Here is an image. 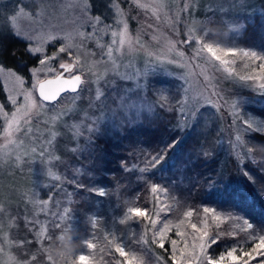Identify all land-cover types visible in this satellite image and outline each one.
Masks as SVG:
<instances>
[{"label":"rangeland","instance_id":"obj_1","mask_svg":"<svg viewBox=\"0 0 264 264\" xmlns=\"http://www.w3.org/2000/svg\"><path fill=\"white\" fill-rule=\"evenodd\" d=\"M262 1L264 0H245L243 8L229 9L226 13H221L215 10L216 0H198L196 7L191 10V14H182V19L186 24L180 26V34L176 35L175 31L167 23V18L172 17L177 12L178 8L183 6L184 0H158L163 4V7L158 11L157 15L160 19L152 14L151 9H142L136 7L131 3V0H118L121 7L125 10L129 23V29L133 37L138 33L141 35V41L146 45L149 51L155 55L161 56L164 59L163 67L156 65V70L147 76L141 77L140 83L144 85L143 89H135L136 80H121L113 73L109 72L105 79L114 80V85H105L101 81V88L105 92L107 107H102L101 102L95 100V84L86 86L83 91L78 90L79 98L73 101L76 93L66 92L61 95L54 103H47V110L42 112L39 116L33 118L32 128L33 132L25 134V132L18 133L16 136L17 143L8 145L7 148L0 147V264H12L9 257H15L16 261L23 264L25 260L31 261L32 255H36V261H31V264H54L49 249L57 244V237L60 233L71 231V239L76 244L75 251L70 256L58 255L55 264H79L78 256L85 255L89 257V264H122L123 258L115 251L116 244L125 247L126 250H131L140 255L144 264H172L171 261V243L170 240L165 241V249H160L157 245L149 244L143 245L138 243L140 235L143 234L145 226L151 228L150 221L142 217H135L128 213V206L122 213H117L118 216L113 220H105L103 223L98 222V215L90 214L86 220L85 225L77 223L74 217L70 219L71 208L69 206L70 189L69 183L73 182V177L67 176L68 167L79 169L78 162L70 159V154L78 151L84 144V139L94 131L98 126L104 125L105 122L110 121L111 110L115 113L131 111L127 105L136 103L140 104L147 102L153 105L157 98H152L153 95H160L162 87L156 85L154 77H167L169 79H176L177 88H179V95H181L177 105L176 124L183 120L182 128H191L198 120V116L202 109H207L208 116L216 115V128L218 132L217 143L218 150L223 153L225 160L229 157H234L240 163H244L247 156H250L245 147L240 149V157L235 154L232 145L235 142L237 128L243 136L251 131H244L245 127L240 121L233 124V116L225 102L229 105L233 102L237 105L239 113L242 117L253 118L256 121L264 120V117L258 115L250 107L256 104L264 105V94L258 87H246L239 81L238 76L247 74L249 69H244L240 58V50L256 51L260 55H264L262 47L257 44L244 43L240 40L242 34L246 14L252 11H261ZM92 8L91 15H99L103 20V25H111L113 30H119L121 25L116 23L114 10L112 9V0H90ZM142 3H152L153 0H141ZM213 7V11H209V6ZM23 8L29 16H17L15 24L16 27L23 33L33 37L41 34L51 33L57 35L56 41H51L44 44V53H32L28 49L36 46L37 40H28L24 36H16L15 29L11 27V18ZM41 9L43 11L41 12ZM79 9L74 5V0H0V56H3L5 49L18 38L25 44L26 57L37 58L34 64H27L26 61L21 62L20 65L24 67L26 73L20 72L12 67H8L0 62V67L5 69L4 73H0V84L3 90V97L0 98V104H3L5 111L11 113L14 111V106L8 100L9 89L13 86L12 82L6 79L7 73L13 72L24 80V88L31 90L32 84L35 83V78L32 75L33 68H41L39 61L46 55H53L58 52L59 47L66 44L68 41L62 39L66 35L75 37L72 40L74 45L81 44V39L76 36V31L79 28L81 31L91 32L92 29L88 26L80 27ZM193 18L200 23H192ZM235 20L243 27L239 31H232L230 28L231 22ZM101 25L100 27H103ZM151 25V27H149ZM141 26L143 29L141 30ZM192 27L194 34L203 43L219 45L220 48L234 47L237 55H228L225 59L235 61V64L229 65L236 69V76L229 78L224 71L223 66L219 62L214 61L209 53H203V58H193L196 48L199 47L191 41L184 42L187 37V29ZM102 36L100 43L109 44L111 41L110 34ZM152 35L158 37L157 40L152 39ZM171 40L177 43V51H183L185 56L189 59L190 66L188 68H180L177 64H168L167 59H177L175 52L167 51V41ZM84 47L80 50L82 64L86 61L91 63L93 60L101 58L102 50L97 46L95 39L86 40L83 42ZM114 53L117 56V63L121 64V71H134L135 69H143L145 64L150 60L155 61V56L148 57L146 52L138 51L135 54ZM261 49V50H260ZM73 55L69 56L66 53H60L56 60L50 62L49 66L59 72L58 65L60 62H70L73 60L77 49L74 47L70 50ZM96 55L92 56L91 53ZM222 54V53H219ZM106 60L107 57H104ZM207 64L209 75L214 77L210 84L204 80L200 75V68L196 65ZM251 68H256L261 61H247ZM131 63L134 67L132 69L126 66ZM25 65V66H24ZM216 65L219 70L212 68ZM167 69V71H165ZM77 74H82V78L91 79V74L88 73L87 68H80L74 70ZM103 71V67H101ZM171 73L169 75L168 73ZM189 73H191L189 75ZM67 74V73H66ZM40 79L55 75V72L48 73L47 76L41 72ZM68 75V74H67ZM185 76L186 79H181ZM151 86L153 88H151ZM213 87L219 93V96H212L211 99L216 102L215 106L207 104L200 100L199 104L195 103L194 97L200 91H204L205 95H210ZM89 88L92 89L89 92ZM134 89L129 92L125 98V107L120 108V96L124 95V89ZM184 89H187L185 93ZM242 89H247L252 95L242 92ZM38 97L37 92L33 93ZM161 94L173 95L166 91ZM152 95V96H151ZM222 97V99H221ZM154 99V100H153ZM187 99L188 103L185 106L186 116H182L179 109L181 103ZM23 103V97H18V104ZM195 111V115L192 112ZM65 113L60 116L58 120L53 122L51 117L58 113ZM47 121V122H46ZM4 120L0 117V134L3 132ZM79 127L82 135H76V127ZM210 125H207V128ZM39 128L40 131L36 129ZM88 129H92L89 131ZM51 132H56L57 135L53 140L51 146H47V151L41 154L40 144L51 138ZM42 133V135H41ZM36 137H41L37 140ZM23 141V145L20 144ZM245 141V140H244ZM5 144L2 135H0V146ZM36 147V151L32 152L31 148ZM20 159H17V157ZM58 156L59 159H53ZM72 164V165H71ZM71 165V166H70ZM54 172L60 176V180H55L48 175L49 171ZM158 191L152 195V210L148 211L152 219L157 218L159 209V219L157 227L162 226L165 220L172 221L173 225L185 220L183 230L189 234V241L191 242V228L188 223H196L198 227L203 228L204 222H207L208 230L213 237H218L220 234H226V225H230V231H244L247 233L246 239L253 240V230L247 229L244 221H248L245 216L237 210H229L222 207H207L215 210V215L220 217L219 221L213 220L212 214H205L202 212L199 218L192 216L186 218L184 212L191 211L190 209L180 210L168 215L170 208L169 203L165 201L166 189L162 186L158 187ZM34 199H47L49 205L47 211L41 212L40 206L33 203ZM69 211L63 221H57L60 225H55L54 221L64 214V209ZM177 208V207H176ZM56 213V216L53 215ZM131 217V218H129ZM197 218V219H196ZM199 219V220H198ZM34 220L40 223H33ZM124 220L125 223H121ZM248 223H250L248 221ZM41 224H43L45 233L42 240L36 238V232L40 231ZM136 224V225H135ZM141 226V228H140ZM70 228V230H69ZM55 229L58 232H55ZM141 229V230H140ZM255 229V228H253ZM140 231V232H139ZM217 234H219L217 236ZM255 235H264V232L255 231ZM152 236V231L148 232V238ZM170 239H177L175 235V228L168 233ZM91 243L94 247L89 248ZM180 246H183L181 242ZM163 259L158 261L157 258Z\"/></svg>","mask_w":264,"mask_h":264},{"label":"trees","instance_id":"obj_2","mask_svg":"<svg viewBox=\"0 0 264 264\" xmlns=\"http://www.w3.org/2000/svg\"><path fill=\"white\" fill-rule=\"evenodd\" d=\"M262 7L261 11L246 14L240 40L260 45L264 52V1ZM25 51V44L15 38L0 56V62L26 73L20 63L34 64L37 58L26 57ZM154 80L162 87L160 95H151L157 98L153 103L154 111H142L139 119L135 118L133 109L116 112V127L112 119L98 126L84 139L81 149L70 154V159L79 165V169H67V176L73 177V182L69 183L70 219L74 217L77 223L85 225L90 214L95 213L97 221L103 223L116 219L117 213L130 205L150 211L151 188L156 185L166 189L168 215L190 209L193 216L199 218L205 207L217 206L239 211L255 231L264 232V147H257L244 163L232 156L228 158L230 161L225 160L218 150L216 115L208 116L204 108L191 128L177 129V105L181 97L177 81L163 76L154 77ZM163 91L173 95L161 94ZM241 91L252 95L247 89ZM162 96L167 97L165 108L159 107L164 103ZM250 108L264 117V105ZM173 140L176 144L165 152L166 159L160 166L145 173L139 171L145 167L147 157ZM244 140L247 145H264V133L251 131L245 134ZM90 189H103L106 195L99 196L97 191ZM226 226V234H220L217 243L209 249L216 259L222 254L226 256L232 247L250 250L248 246L252 241L246 239L248 234L244 231L232 233L231 226ZM55 232L58 231L55 229ZM260 259L257 256L250 264H258ZM225 264L231 261L226 260Z\"/></svg>","mask_w":264,"mask_h":264},{"label":"snow or ice","instance_id":"obj_3","mask_svg":"<svg viewBox=\"0 0 264 264\" xmlns=\"http://www.w3.org/2000/svg\"><path fill=\"white\" fill-rule=\"evenodd\" d=\"M198 0H184L183 6L178 8L177 12L174 16L167 18V23L169 26L175 31L176 35L180 34V26L186 24V21L182 19V14L189 13L191 14V10H193L197 5ZM131 3L134 4L138 8L142 9H151L152 14L156 16V19L159 20L160 16L157 15L158 11L163 7V4L159 3L158 0H153L152 3H142L141 0H131ZM245 0H216L215 10L221 13H226L229 9L235 8H243ZM74 5L78 7L80 16L78 19L80 20V27L88 26L92 29L91 32H85L79 30L76 31V36L81 39V44L74 45L72 40L75 38L70 35H66L62 37V39L67 40L68 42L63 46L59 47L58 52L49 56L44 55L42 59H40L39 63L42 66L41 68H33L32 75L35 78V83L32 84L31 90L24 88V80L22 77L17 76L13 72H8L6 79L12 82V87L9 89V96L8 100L14 106V111L11 113L5 111V107L3 104H0V117L4 120L3 125V132L2 138L5 141L3 148H7L8 145L16 144V136L18 133L22 131L25 134H29L33 132L32 123L33 118L39 116L42 112L47 110V104L45 102H54L57 101L58 98H61V94L65 92L76 93L77 96L73 97V101L79 98V92L83 91V89L90 85L95 84V100L101 102L102 107H107L106 98L102 100V97H105V92L101 88V81L104 82L105 85H114V80H107L105 77L109 72L113 73L115 76L119 77L121 80H136L135 89H143L144 85L140 83V78H146L150 74H152L156 70V65L163 67L164 59L161 58L159 55H155L152 51H149L148 48L144 43L141 41V35L138 33L135 37L130 32L129 23L127 19H125L126 13L125 10L121 7V4L118 0H112V9L114 10V15L116 18V23L121 25L119 30H113L111 25H103V20L99 15H91V2L90 0H74ZM209 11H213V7L209 6ZM43 9H41V12ZM24 15L29 16L30 13H26L23 8H21L16 15L11 18V27L15 29L14 34L16 36H24L25 39L28 40H37L38 43L36 46L28 49L32 53H44V44L56 41L58 38L57 35H53L51 33L41 34L39 36H31L27 35L26 33L21 32L15 24L17 16ZM192 23H200L199 21L193 18ZM103 25V27H100ZM151 27V25H149ZM243 25L239 24L238 21L233 20L230 24V28L232 31H239ZM143 26H141V30ZM99 33H103L104 35L110 34L111 41L109 44H102L100 43L102 36L98 35ZM187 37L184 42H193L198 44L199 47L196 48L194 57L193 58H203V53H209L214 61L219 62L220 66H223L224 71L228 74L229 78L236 76V69L234 67H230L229 65L235 64V61H230L225 59L226 56H236L237 49L234 47H227V48H220L219 45H213L209 43H203L198 37L195 36L193 28L188 27L187 29ZM95 39L97 42V46L106 51H102L101 58L99 60H93L90 64L86 61L82 64L80 50L84 47V41ZM153 40H157L158 37L156 35H152ZM167 51L168 52H175L176 56L179 57V60L167 59L168 64H177L180 68H188L190 66L189 59L185 56L183 51H177V43L171 40L167 42ZM125 46H127L126 52L128 54H135L138 51L146 52L148 57L155 56V61L153 62L150 60L148 63L145 64L143 69H135L134 71H121L122 65L117 63V56L114 53H120L121 55L125 54ZM77 49V52L70 62H60L59 69L62 72H57L54 68L49 66L50 62L56 60L60 53H66L69 56H72L73 53L70 51L73 48ZM222 53V54H219ZM92 56H95L96 53L92 52ZM104 57H107L105 60ZM240 58L242 61H245L243 64L244 69H249L247 74L239 75L238 79L242 83L243 86L246 87H258L262 94H264V55L258 54L256 51H244L240 50ZM247 61H261L257 65L256 68H251L250 64ZM209 62L205 61V65H196V67L200 68V75L204 77V80L210 84L211 80L214 78L209 75L207 64ZM78 67L80 68H87L88 73L91 74V79L89 78H82V74H76L75 69ZM101 67H103V71H101ZM127 68L132 69L134 66L129 63ZM212 68L215 70H219L216 65H212ZM167 71V69H165ZM5 69L0 67V73H4ZM44 72L47 76L48 73L55 72V76L52 79L45 78L40 79V73ZM65 73L68 76H65ZM171 75V73H168ZM191 73H189L190 75ZM181 79H186L185 76H181ZM89 92L92 91L91 88L88 89ZM124 95L120 96L121 103L118 107L123 108L125 107V98L129 92H133L134 89H124ZM185 93H187V89H184ZM204 91H200L196 97H194L195 103L199 104L200 100L207 104H211L215 106L216 102H214L211 97L212 96H219V93L213 87V91L210 95H205ZM38 92V97L35 96L33 93ZM23 97V103L18 104V97ZM161 99L164 103L159 105L160 108L166 107L167 97L162 96ZM222 99V97H221ZM181 103V107L179 109L182 116H186V108L188 101L185 99ZM225 106L229 108L232 116H233V124L235 125L237 121H240L242 125L246 126L244 131H254L257 133H264V120L256 121L253 118H245L242 117L239 113V109L237 105L233 102L232 104H228L225 102ZM128 108L134 110L135 118L139 119L140 114L142 111L147 110L149 112L154 111V106L150 103L143 102L140 104L132 103L127 105ZM169 111L172 109L169 108ZM112 116L110 119L113 120V127H116L115 124V110L112 109ZM65 113L61 112L57 115L51 117V120L55 122L60 118V116L64 115ZM192 115H195V111L192 112ZM47 122V121H46ZM184 121H178L175 127L177 129L183 127ZM76 127V135H82L79 130V127ZM40 131L39 128L36 129ZM92 131V129H88ZM237 134L235 137V142L233 143L232 147L235 150V154L240 157V149L245 147V141L243 136L240 132V129L237 128ZM42 135V133H41ZM57 133L51 132V138L43 141L40 144L41 147V154L47 151V146H51L53 144V140L55 139ZM37 140H40L41 137H36ZM20 144L23 145V141H20ZM176 142L173 140L171 143L164 144V148L158 150L154 155H150L146 158V165L139 169L141 173L148 172L150 169L157 168L160 166L164 160L165 152L169 149H172L175 146ZM257 147H264V145L253 144L250 143L246 146V151L249 155H251ZM32 152L36 151V147L31 148ZM17 159H20L18 156ZM53 159H59L58 156H54ZM48 175L53 177L55 180H60L61 177L56 175L51 170L48 172ZM91 191H97L99 196H105L106 192L103 189H90ZM158 186L153 185L151 191L156 193L158 191ZM33 203L35 205L40 206L39 210L41 212L47 211L49 200L47 199H34ZM69 209H64V214L57 218L54 221L55 225H60L57 221H63L65 219L66 214L68 213ZM159 211H163V209H159L157 212V218L152 219L148 211L146 209H142L140 207H129L128 213L134 215L135 217H142L145 220L150 221L151 228L145 226V230L142 235L139 237L138 243H142L143 245L154 244L157 245L160 249H165V241L170 240L171 243V261L172 264H225L226 260H230L231 264H250V261L255 257H260L261 259L258 261V264H264V235H255V230L253 229V225L248 223V221H244L247 229L253 230V240L252 243L248 246V249H238L237 247H232L231 250L227 251L226 256L220 255L219 259L214 258L209 253V249L212 245L217 243V238L213 237L209 230L207 222H204V227H198L196 223H188V227L191 228V242L189 241V234L183 230L184 225L186 223L185 220H181L179 223L173 225L172 221L165 220L162 222V226L157 227L158 223H160L159 219ZM205 214H212L213 220L219 221L220 217L215 215V210L211 208L205 207L203 209ZM56 216V213H53ZM184 216L186 218H191L193 216L192 211L184 212ZM131 218V217H129ZM33 223H40L38 220H34ZM121 223H125L124 220H121ZM175 228V235L179 237L177 239H170L168 233ZM152 231V236L148 238V232ZM45 229L43 224H41L40 231L36 232V238L38 240H42L44 237ZM219 234H217L218 236ZM183 242V246L181 247L180 244ZM89 248L94 247L93 244H88ZM167 250V249H165ZM3 249L0 248V252ZM115 251L119 253L120 257L123 258L122 264H144L143 258L138 255L137 253L126 250L125 247L121 246L120 244H116ZM37 256L32 255L31 261H36ZM162 257H158L157 260H162ZM9 260L12 264H20L19 261H16L15 257L10 256ZM31 261L25 260L23 264H31ZM79 264H89V257L85 255L78 256Z\"/></svg>","mask_w":264,"mask_h":264},{"label":"clouds","instance_id":"obj_4","mask_svg":"<svg viewBox=\"0 0 264 264\" xmlns=\"http://www.w3.org/2000/svg\"><path fill=\"white\" fill-rule=\"evenodd\" d=\"M76 248V244L71 239V234L67 231L62 232L57 237V244L49 249L55 264L58 255L70 256Z\"/></svg>","mask_w":264,"mask_h":264},{"label":"water","instance_id":"obj_5","mask_svg":"<svg viewBox=\"0 0 264 264\" xmlns=\"http://www.w3.org/2000/svg\"><path fill=\"white\" fill-rule=\"evenodd\" d=\"M63 62H64V61H63ZM58 68H59V65H58ZM59 72H62V70L59 69ZM77 74H78V73H77ZM54 76H55V75H53V76H48V77H45V78L52 79V78H54ZM65 76L67 77L68 75L65 73ZM45 78H44V79H45ZM78 90H79V89H78ZM69 92H70V91H69ZM65 93H66V92H65ZM70 93H71V92H70ZM37 94H38V92H37ZM62 94H64V93H62ZM62 94H61V95H62ZM58 99H59V98H58ZM54 102H56V101H54ZM54 102H50V103H54ZM47 103H49V102H47Z\"/></svg>","mask_w":264,"mask_h":264}]
</instances>
